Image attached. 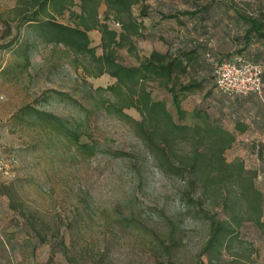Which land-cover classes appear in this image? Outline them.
Here are the masks:
<instances>
[{
	"label": "rangeland",
	"instance_id": "374dc122",
	"mask_svg": "<svg viewBox=\"0 0 264 264\" xmlns=\"http://www.w3.org/2000/svg\"><path fill=\"white\" fill-rule=\"evenodd\" d=\"M15 2L0 0V143L19 161L15 176L0 181V264H264V102L252 93L219 91L213 76L219 59L264 61L263 45H236L245 26L241 16L264 24V0H138L131 12L144 23L142 35L132 37L131 48L117 49L127 65L138 64L152 49L196 50L186 72L178 74L181 82H202L181 96L186 120L192 122L191 113L202 109L234 133L223 156L242 161V174L251 176L257 193L241 181L214 184L209 178L201 184L193 176L162 172L134 126L104 109L106 92L95 88L115 78L88 76L82 68L91 66L86 58L30 38L26 61L12 49L19 39L20 49L27 45L22 26L20 38L3 47L15 32ZM193 9L203 17L166 16ZM104 10L101 3V18ZM56 18L67 22L68 12ZM105 21L118 28L112 15ZM88 34L101 53L98 29ZM147 88L175 114L170 93L155 82ZM25 106L60 116L77 129L79 143L24 114ZM124 111L140 118L132 107ZM212 219H227L230 233L210 261L202 250Z\"/></svg>",
	"mask_w": 264,
	"mask_h": 264
},
{
	"label": "trees",
	"instance_id": "16d2710c",
	"mask_svg": "<svg viewBox=\"0 0 264 264\" xmlns=\"http://www.w3.org/2000/svg\"><path fill=\"white\" fill-rule=\"evenodd\" d=\"M137 1L16 0L12 7L14 16L11 17V20L16 22L15 32L12 39L7 40L3 47L10 48L20 38L22 26L21 37L25 38L27 45L20 49L19 39V43L12 49H15L17 54L23 52L26 61L29 59L27 46L33 44L29 43L30 38L41 44H61L66 50L74 53L76 58L77 56L86 58L91 66L83 65L82 68L88 76L107 73L115 78L113 83L95 88L98 92H106L102 98L104 109L134 126L143 146L162 172L193 176L196 177L195 182L201 184L208 182L209 178H213L214 184L231 185L235 182L237 185L242 184L246 190L257 193L251 176L242 174V161L239 159L227 161L223 156L224 150L235 139L234 133L212 120L210 114L202 109L196 108L191 113L192 122L186 120L187 111L181 105V96L200 88L202 82H181L178 74L186 72L188 61L195 56V49L189 51L180 47L176 51L152 49L136 65H127L118 60L117 49L121 46L131 48L132 37L142 35L144 23L131 12V6ZM101 3L105 4L102 18L99 15ZM74 6L78 9H74ZM202 9L205 10L206 7ZM65 12H68L67 22L56 18L63 16ZM152 13L141 11L140 15H153ZM110 15L113 16L118 28L111 27L105 21ZM183 15L197 19L203 17V13L198 9L176 10L166 14L177 21H181ZM2 20L7 22L4 18ZM241 20L245 26L241 38L237 39L238 44H235L245 46L252 42L264 47V24L261 18L244 15L241 16ZM91 29H98L100 33L101 53H96V46L91 44L88 34ZM202 45L204 43H201ZM250 55L251 59L258 58V55L251 53ZM150 82L157 83L170 93L175 114L167 108L163 99L152 95L151 90L147 88ZM130 107L138 112L139 119L124 111V108ZM23 110L24 114L40 122L51 123L74 142L79 143L80 135L77 129L67 127L60 116L30 106L23 107ZM239 129L244 130L243 127ZM80 146L88 148L86 143H80ZM240 174L245 178L244 182ZM0 181L5 182L2 179ZM183 182L185 184V179ZM203 192L202 188L197 196L200 197ZM229 233L227 219L210 221L208 236L202 250L208 253L210 261L213 252L220 253L225 247Z\"/></svg>",
	"mask_w": 264,
	"mask_h": 264
},
{
	"label": "built area",
	"instance_id": "2783aa9c",
	"mask_svg": "<svg viewBox=\"0 0 264 264\" xmlns=\"http://www.w3.org/2000/svg\"><path fill=\"white\" fill-rule=\"evenodd\" d=\"M213 74L215 87L219 91L233 95L252 93L264 101V61L248 60L241 56L218 60L213 65ZM18 162V157L14 152L1 150L0 143V179L13 178Z\"/></svg>",
	"mask_w": 264,
	"mask_h": 264
},
{
	"label": "crops",
	"instance_id": "0c3cea01",
	"mask_svg": "<svg viewBox=\"0 0 264 264\" xmlns=\"http://www.w3.org/2000/svg\"><path fill=\"white\" fill-rule=\"evenodd\" d=\"M247 56H248L247 54L246 55L244 54V57H247Z\"/></svg>",
	"mask_w": 264,
	"mask_h": 264
}]
</instances>
